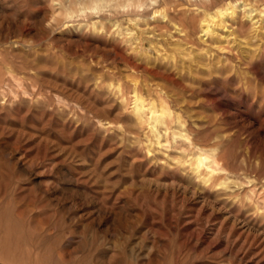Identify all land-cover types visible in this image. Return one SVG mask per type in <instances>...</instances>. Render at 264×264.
Returning <instances> with one entry per match:
<instances>
[{"label": "rangeland", "instance_id": "1", "mask_svg": "<svg viewBox=\"0 0 264 264\" xmlns=\"http://www.w3.org/2000/svg\"><path fill=\"white\" fill-rule=\"evenodd\" d=\"M230 1L201 38L227 0H0V264H264V0Z\"/></svg>", "mask_w": 264, "mask_h": 264}, {"label": "bare ground", "instance_id": "2", "mask_svg": "<svg viewBox=\"0 0 264 264\" xmlns=\"http://www.w3.org/2000/svg\"><path fill=\"white\" fill-rule=\"evenodd\" d=\"M179 1H180V5L181 6L185 5L184 4L185 2L188 5H194L195 6V5H198L203 0H179ZM204 1L207 2V4H209V5H212V3H213V0H204ZM241 3H243V2H241ZM238 6L235 5V3L231 2L230 0H227L226 4H224L223 6L219 7L216 11H213V12L211 11V12H208L207 14L203 13L200 16L193 15L192 17H190L191 25L193 27H195V26L197 27L198 26L199 28H201V32H202L201 38L207 37V36H209L210 31L212 30V26H213V23L215 22V19H218L220 21V23L225 25L226 23H228V19L230 17V14L233 13V12L235 13V10L238 8ZM243 7L244 8L242 9V11H244V13H245L244 17L249 19V21L251 22L253 27L256 29V31L261 30L262 20H263V17H264V11L263 10H258L256 8H249V7H247L246 4H243ZM157 14L163 16V18L165 20L164 22H166V23L167 22H171V23L175 24V22L172 19H169L166 14L160 13L159 10H156L153 13V16L151 17V19H155L156 20ZM183 15L187 16L188 15L187 11L185 13H183ZM198 17H200V18L197 19ZM237 17H236V19H237ZM230 18H232V17H230ZM243 21H244L243 19L240 21L241 25H244ZM128 35H131L130 38H132V33L131 32H129ZM166 116H168V112L163 111L161 118H166Z\"/></svg>", "mask_w": 264, "mask_h": 264}]
</instances>
